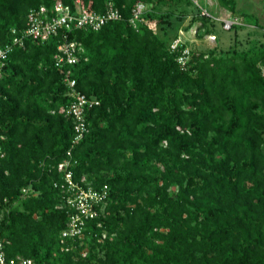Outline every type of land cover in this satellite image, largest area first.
I'll return each mask as SVG.
<instances>
[{
    "label": "trees",
    "instance_id": "obj_1",
    "mask_svg": "<svg viewBox=\"0 0 264 264\" xmlns=\"http://www.w3.org/2000/svg\"><path fill=\"white\" fill-rule=\"evenodd\" d=\"M76 1L0 0V45L11 41L12 28H25L30 9H75ZM78 1L102 12L107 0ZM111 1L120 20L70 34L87 58L70 68L71 77L99 100L86 115L88 133L71 149V169L94 188L108 185L101 227L88 223L85 257L61 250L68 214L54 183L62 182L57 165L73 136L60 111L70 103L65 70L53 62L62 40H27L10 53L0 80L7 256L46 264H264V28L238 14L234 0H217L253 27L227 50L187 43L191 59L183 70L169 49L177 35L167 37L163 24L187 17L185 32L198 24L202 39L214 35L215 20L189 0ZM137 3L150 8L135 29L129 20ZM183 5L194 13L180 11Z\"/></svg>",
    "mask_w": 264,
    "mask_h": 264
},
{
    "label": "built area",
    "instance_id": "obj_2",
    "mask_svg": "<svg viewBox=\"0 0 264 264\" xmlns=\"http://www.w3.org/2000/svg\"><path fill=\"white\" fill-rule=\"evenodd\" d=\"M189 1L199 15L217 20L201 5V0ZM78 3L77 0L75 9L62 3L30 9L26 16L25 28L21 30L12 28L10 30L11 41L0 45V80L6 61L14 48L23 47L27 40L44 43L52 37H61L62 42L56 47L53 62L55 67L65 70L63 83L70 97V103L62 107L60 111L71 119L73 136L66 159L57 165L58 171L63 175L62 182L54 183V187L64 191L60 207L66 209L68 214L66 227L60 233V244L62 251H76L78 255L85 257L89 249L88 242L93 237L92 232L89 231L88 223L96 222V226L101 227L98 219L103 215L110 191L108 185L94 188L85 181V178L75 179L71 169L73 165L71 149L79 144L88 133L86 115L90 109L99 105V100L77 90L76 80L71 77L70 68L82 60L87 61V58L84 57V48L81 43L72 40L70 34L77 30L97 31L110 21L120 20L122 15L111 0L105 2L102 12L89 11L80 7ZM147 9L148 6L144 3H137L134 6L129 20L133 28L137 29L138 22ZM245 24L253 27L245 23L243 18L232 15L221 21L222 28L226 31H229L233 26H244ZM181 34L171 41L169 49L171 52L177 53V62L181 69L185 70L191 59V50ZM209 38L215 40L214 35H209ZM261 71L264 76V65L261 67ZM0 156L2 157L3 154L1 153ZM22 192L26 194L28 190L24 188ZM105 236L106 232L103 231L102 238ZM6 244L7 241L0 236V264H46L22 256L8 257L5 252Z\"/></svg>",
    "mask_w": 264,
    "mask_h": 264
},
{
    "label": "rangeland",
    "instance_id": "obj_3",
    "mask_svg": "<svg viewBox=\"0 0 264 264\" xmlns=\"http://www.w3.org/2000/svg\"><path fill=\"white\" fill-rule=\"evenodd\" d=\"M236 4V12L238 14H244L247 18H252V20L257 17L261 24L264 25L263 19L261 17L264 16V0H234ZM201 5L207 9L208 13L213 17L216 18L215 20V29H214V36L217 37L215 40H210L209 35L204 36L202 39L196 37L195 31L198 24H195L191 31L185 32V27L188 24V18H184L181 21L177 20L175 16L169 17V21L171 23L170 26L163 24L164 30H166L167 37H174L175 35H180L181 37L189 44H191L195 48H212L214 46H218L221 50H227L230 47L235 46V38L243 39V36L246 34L247 31L250 30V26L244 25L239 29L237 32L234 30H223L221 26V21L227 19L231 16L228 10L219 6L217 0H201ZM150 8V7H148ZM180 11H185L186 14L194 13V9L190 6H181ZM179 11L176 10L175 13ZM179 14V13H178ZM248 19H245L244 22L248 24ZM248 20V22H247ZM160 26L156 28L157 33L160 35L162 34V30L159 29ZM163 30V31H164ZM238 46V45H237Z\"/></svg>",
    "mask_w": 264,
    "mask_h": 264
},
{
    "label": "crops",
    "instance_id": "obj_4",
    "mask_svg": "<svg viewBox=\"0 0 264 264\" xmlns=\"http://www.w3.org/2000/svg\"><path fill=\"white\" fill-rule=\"evenodd\" d=\"M263 20V22H264V16L263 17H261ZM260 19V18H259ZM257 17H255L253 20H252V22H249V23H252V24H257L259 27H261V28H264V25L263 24H261V22H260V20H259Z\"/></svg>",
    "mask_w": 264,
    "mask_h": 264
}]
</instances>
